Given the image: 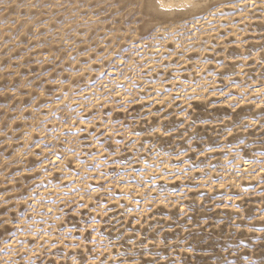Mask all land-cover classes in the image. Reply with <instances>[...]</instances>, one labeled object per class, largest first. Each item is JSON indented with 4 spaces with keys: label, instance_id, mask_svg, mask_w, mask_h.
<instances>
[{
    "label": "rangeland",
    "instance_id": "374dc122",
    "mask_svg": "<svg viewBox=\"0 0 264 264\" xmlns=\"http://www.w3.org/2000/svg\"><path fill=\"white\" fill-rule=\"evenodd\" d=\"M157 1L0 0V264H264V0Z\"/></svg>",
    "mask_w": 264,
    "mask_h": 264
},
{
    "label": "bare ground",
    "instance_id": "6f19581e",
    "mask_svg": "<svg viewBox=\"0 0 264 264\" xmlns=\"http://www.w3.org/2000/svg\"><path fill=\"white\" fill-rule=\"evenodd\" d=\"M193 0H159V4L163 6H187L192 3Z\"/></svg>",
    "mask_w": 264,
    "mask_h": 264
}]
</instances>
